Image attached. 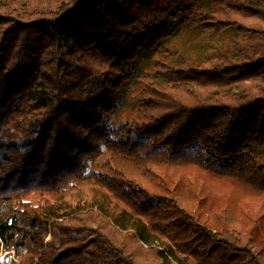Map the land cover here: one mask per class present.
I'll return each mask as SVG.
<instances>
[{"label":"trees","instance_id":"1","mask_svg":"<svg viewBox=\"0 0 264 264\" xmlns=\"http://www.w3.org/2000/svg\"><path fill=\"white\" fill-rule=\"evenodd\" d=\"M0 264H264V0H0Z\"/></svg>","mask_w":264,"mask_h":264},{"label":"rangeland","instance_id":"2","mask_svg":"<svg viewBox=\"0 0 264 264\" xmlns=\"http://www.w3.org/2000/svg\"><path fill=\"white\" fill-rule=\"evenodd\" d=\"M252 205V204H251ZM251 205H249L248 203H246L245 201H242V202H235V204L233 203V209H237L239 210L240 208H243L244 211H246V213H250L252 212L251 209L249 208H246V207H250ZM254 209L257 210V207H253ZM259 209V208H258ZM232 210V209H231ZM260 210H258L259 212ZM243 225H245V221H241L239 218L237 220V222H235V226H237L238 228L242 227L243 228Z\"/></svg>","mask_w":264,"mask_h":264}]
</instances>
